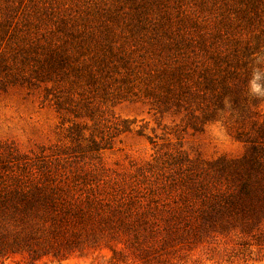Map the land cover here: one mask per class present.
I'll list each match as a JSON object with an SVG mask.
<instances>
[{"label": "trees", "instance_id": "obj_1", "mask_svg": "<svg viewBox=\"0 0 264 264\" xmlns=\"http://www.w3.org/2000/svg\"><path fill=\"white\" fill-rule=\"evenodd\" d=\"M15 87L64 131L29 153L0 143V225L17 235L264 215V0H0V93ZM123 101L180 115L177 139L221 123L250 149L203 163L171 147L110 170L102 151L134 123L115 114Z\"/></svg>", "mask_w": 264, "mask_h": 264}, {"label": "rangeland", "instance_id": "obj_2", "mask_svg": "<svg viewBox=\"0 0 264 264\" xmlns=\"http://www.w3.org/2000/svg\"><path fill=\"white\" fill-rule=\"evenodd\" d=\"M114 112L134 122L130 132L101 153L104 166L118 173L133 172L171 147L203 163L238 158L250 149L221 123H209L199 131L186 129L177 139L173 131L180 115L160 116L140 101H123L115 105ZM63 132L55 112L41 103L37 93L23 87L0 93L3 147L29 153L64 141ZM169 206L178 207L175 202ZM236 222L206 227L192 216L165 221L159 217L155 223L136 221L133 228L113 234L106 230L97 238L81 232L79 240L70 233L61 237L45 231L41 236L24 237L3 223L0 264H264V215Z\"/></svg>", "mask_w": 264, "mask_h": 264}, {"label": "clouds", "instance_id": "obj_3", "mask_svg": "<svg viewBox=\"0 0 264 264\" xmlns=\"http://www.w3.org/2000/svg\"><path fill=\"white\" fill-rule=\"evenodd\" d=\"M253 91H259V88L255 85V84H253ZM262 94H264V93H262Z\"/></svg>", "mask_w": 264, "mask_h": 264}]
</instances>
